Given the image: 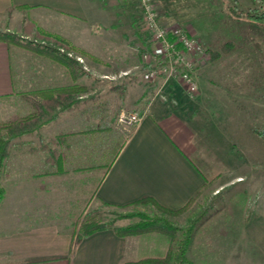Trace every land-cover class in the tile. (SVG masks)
I'll list each match as a JSON object with an SVG mask.
<instances>
[{"label":"rangeland","instance_id":"1","mask_svg":"<svg viewBox=\"0 0 264 264\" xmlns=\"http://www.w3.org/2000/svg\"><path fill=\"white\" fill-rule=\"evenodd\" d=\"M93 1L96 13L94 51L86 55L60 48L64 54L76 61L74 76H71L70 70L64 64L35 52L44 44L49 48V44L53 45L52 48L60 46H55L54 42L37 35L32 27L24 31L5 29L0 24V32L13 34L14 39L8 44L11 63H14L16 51L19 50L26 53L23 57L27 61L32 59L36 64L41 60L50 62L48 74L52 76L47 80V86L31 84L28 90L16 92L12 97H0V121L31 112L40 100L37 89L58 86L56 83L63 85L73 82L83 89L77 94L81 101L72 106V111L68 113L69 118L72 120L79 115L88 114L89 120L91 118L95 122V134L103 138L100 142L96 139L89 140L88 134V140L83 141L81 146L95 144L98 150H103L95 152L94 148H82L84 154L83 158L80 157L83 159L81 162H78L79 157L65 158L63 170L60 171L62 174L57 175V179L51 176L50 180L45 178L29 182V198L34 203L37 200L40 209L47 208L48 212L41 215L44 219L55 221L63 231L75 230L80 218L92 210L98 211L102 220L111 227L125 226L143 220L146 218L145 214L150 216L159 213L149 203L115 206L96 199L90 201L92 181L86 178L89 174H96L114 155L117 141H112L113 135L115 134L118 141L122 137V134L115 131V125L125 128L129 133L135 124L116 122L118 125H113L111 118L114 115L122 110L139 112L131 106L132 103H149L152 96L158 98L171 95L170 98L177 107L176 103L180 101L182 105L188 98L186 95L195 98L198 93H203L208 96L207 101H202L199 105L192 102L193 112L190 119L197 125L194 127L198 132L194 144L195 154L191 158L208 180L189 207L174 215L164 214V217L174 225L182 227L195 220L185 252L186 261L182 264H221L215 254V242L221 237L241 236L244 222L249 215L264 217V141L254 132L255 129L264 127V24L253 25L245 16V10L250 6L256 8L254 13L263 11L264 0H151L155 5L159 24L180 25L195 34L203 44L206 57L195 66V89L192 91L183 88L176 78L164 79L163 75H157L154 80H145V73L152 65L159 67L165 61L151 53L154 44L150 31L143 26V11L138 0ZM227 37L234 38L239 46L229 54L210 61L207 50L214 48L217 41ZM28 42L34 43L32 50L21 45ZM35 43L40 44L35 47ZM143 52H149L148 59L141 57ZM204 63L206 65L198 75L196 70ZM35 73L39 74L40 70ZM86 99L91 100L85 104L82 101ZM89 106H92L91 112ZM195 109L197 110L194 111ZM115 110L118 111L117 114ZM64 127H68V123L60 124L52 120L43 124L41 130L37 128L14 137L9 142L5 158L10 155L18 159H14L11 167L6 159L5 171L25 168L31 161L30 156L37 158L38 154H46L48 150L42 144L50 145V137ZM11 142L15 144L12 145ZM62 142L64 143L57 141L54 144L56 150L61 148ZM99 145L101 146L98 147ZM63 151L67 156L68 152L65 149ZM74 162H78V165ZM74 166L79 167L78 171L72 172ZM43 167L54 169L55 166L46 164ZM6 177L2 175L0 185L12 178ZM37 185H40L39 188ZM4 193L5 191L3 195ZM172 232L169 235L149 230L126 234L143 239L144 244L153 243L151 247H154V252L150 254L149 247H144L141 250L146 249L149 254H141L133 260L163 256L182 237L180 230L174 229Z\"/></svg>","mask_w":264,"mask_h":264},{"label":"crops","instance_id":"2","mask_svg":"<svg viewBox=\"0 0 264 264\" xmlns=\"http://www.w3.org/2000/svg\"><path fill=\"white\" fill-rule=\"evenodd\" d=\"M92 1L0 0V24L5 29L24 31L31 27L36 30L35 27H38L56 33L92 53L96 33V13ZM8 44L0 40V97H12L16 92L25 91L31 84L47 86L51 76L48 74L50 62L41 60L36 64L32 59L27 61L24 59L26 53L17 50L15 61L11 63ZM205 65L196 70L198 75ZM38 70L40 73L36 74ZM147 87L150 88L149 85ZM170 96H152L149 103H132L131 106L139 110L141 117L131 127L129 134L125 128L115 125L117 115L110 117L111 124L117 129L115 131L122 134V137L118 141L113 135L112 141H117L114 155L96 174H89L86 178L92 181L90 201L96 199L104 204L122 206L147 195L162 206L177 208L206 185L208 179L191 158L195 154L198 129H195L196 124L191 122L190 116L193 112L192 104L199 105L207 101L208 96L198 93L195 98H190L186 95L188 98L184 100L183 106L177 101V107ZM90 100L82 102L87 104ZM89 108L91 112L92 106ZM72 109L61 111L53 119L60 124L68 123V127L58 131L66 132L68 138L58 150L65 149L68 152L66 159L83 158L82 148H94L95 152H101L103 149L98 150L95 144L81 146L89 136V140L96 139L98 142L103 138L95 134V122L91 118L89 120L88 114L71 120L68 113ZM114 112L118 113L117 110ZM38 129L41 130V126ZM45 146L46 149L56 148L52 143H43L42 147ZM6 159L11 167L18 158L8 155L3 160L1 174L12 178L2 184L5 193L0 199V264H121L141 254L154 252V247H151L153 243L144 244L143 239L117 235L111 228L72 241V231H63L55 221L44 219L41 214L48 212L47 208L40 209L39 202L36 200L34 203L27 192L29 182L45 178L50 180L51 176L57 179V175L62 174L55 167H43L50 164L48 152L38 154L37 158L30 156V167L27 165L22 169H11L10 172L5 171ZM82 160L80 158L78 162ZM78 162L74 164L78 165ZM77 169L79 167L74 166L71 170L76 172ZM215 243L218 251L215 254L221 264H264V217L249 215L241 236L221 237ZM144 247H149V253H146V249L141 250Z\"/></svg>","mask_w":264,"mask_h":264},{"label":"trees","instance_id":"3","mask_svg":"<svg viewBox=\"0 0 264 264\" xmlns=\"http://www.w3.org/2000/svg\"><path fill=\"white\" fill-rule=\"evenodd\" d=\"M254 6L247 7L245 10V16H247L249 23L251 24H264V10L259 12H253ZM234 11V9H232ZM36 28V34L44 37L43 39H48L53 45L49 44L50 48L47 47V44H44L43 47L39 46L40 43H35V47L39 46L35 52L45 55L55 61H58L64 64L67 69L70 70L71 76H74V71L76 70V64L72 57L67 56L60 50L66 49L78 51L82 54H88L85 50L79 48L78 46L73 45L67 39L62 36L46 31L44 29ZM13 34L11 32H0V40L10 43L13 40ZM21 43V42H20ZM23 43V42H22ZM30 43V44H29ZM34 43L28 42L27 44H21L24 48L32 50L31 48ZM239 43L231 37H227L224 40H219L214 45V48H209L207 51L209 53V60L213 61L221 56L229 54L233 49L237 48ZM42 47V48H41ZM66 53V52H65ZM75 78V77H74ZM83 89L82 86H78L73 82L58 85L51 88L37 89V94L40 97V100L35 104V108L26 113L25 115H18L10 117L4 121H0V174L3 169V160L8 152L9 142L21 134L32 132L33 130L39 128L43 124H46L56 118L58 113L63 110L70 109L72 106L77 104L80 100L77 97L78 92ZM130 132V131H129ZM254 132L258 137L264 141V127L255 129ZM129 134V133H127ZM67 133L66 132H57L54 136L50 137L52 144H55L57 141L66 142ZM57 148V147H56ZM55 147L47 148L48 150V159L50 160V165L55 166L58 171L63 169V160L65 158V152L63 150H56ZM4 192V187L0 185V199L2 198ZM200 192L198 190L196 195ZM196 195L191 196L185 204L177 208H168L162 206L156 202L151 196H142L131 203H149L151 206L156 208L159 213H153L152 215H146L143 220L133 222L131 224L121 226V227H111L100 217L98 211L92 210L87 212L80 218L79 222L76 224V229L72 231V241L73 239H80L84 236H87L95 231L111 228L117 235H126L130 233H137L149 230L159 231L161 233L171 234L172 231L180 230L182 237L179 240H176L175 246L167 249V252L163 256L144 258L140 260H127L123 261L121 264H182L185 259V252L190 241V233L193 227L194 219L189 221L186 227L176 226L171 221H168L164 214L174 215L185 210L192 203ZM129 204V203H128ZM126 205V204H125ZM74 236V237H73Z\"/></svg>","mask_w":264,"mask_h":264},{"label":"built area","instance_id":"4","mask_svg":"<svg viewBox=\"0 0 264 264\" xmlns=\"http://www.w3.org/2000/svg\"><path fill=\"white\" fill-rule=\"evenodd\" d=\"M143 11L144 28L150 31L154 48L151 53L165 63L159 67H151L145 73V80H154L157 75L164 79L176 78L183 88L192 91L195 88L194 69L196 64L206 57L201 40L180 25H164L157 21L155 5L151 0H138ZM141 57L149 58V52H143ZM140 112L120 111L116 122L131 125L139 121Z\"/></svg>","mask_w":264,"mask_h":264}]
</instances>
